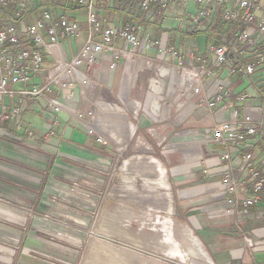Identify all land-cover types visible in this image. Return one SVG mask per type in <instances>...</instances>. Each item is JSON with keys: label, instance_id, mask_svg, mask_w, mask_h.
<instances>
[{"label": "built area", "instance_id": "obj_1", "mask_svg": "<svg viewBox=\"0 0 264 264\" xmlns=\"http://www.w3.org/2000/svg\"><path fill=\"white\" fill-rule=\"evenodd\" d=\"M110 1L0 0V136L14 141L26 138L21 132L22 115L23 105L30 98H45L57 124L65 106L60 98L48 94L55 90L57 96L65 97L64 103L74 104L76 91L83 95L82 90L93 83L90 73L103 53L110 54L114 69L122 56L146 59V52L158 45L148 32L140 37L138 21L110 23L100 19V3ZM124 1H138L145 12L154 3L167 9L174 0ZM178 2L197 6L195 21L210 19L217 14L216 6L222 5L224 26L237 28L234 40L220 36L216 43L206 46L204 54L192 53L187 64L177 49L169 48L171 63L156 65V80L150 87L158 91L162 77L174 67L179 73L178 97L183 100L190 93L199 96V106L208 110L211 119L210 142L222 148L217 157L224 169L214 174L223 179L220 198L232 205L222 210V215L234 213L240 222V216L247 214L248 208L263 204L264 197V0ZM76 13L85 17L87 33L66 59L61 43L82 35ZM186 103L179 102L176 109ZM5 122L13 128L4 127ZM212 173L210 168L202 169L204 176ZM245 242L247 248L253 246L249 238Z\"/></svg>", "mask_w": 264, "mask_h": 264}, {"label": "rangeland", "instance_id": "obj_2", "mask_svg": "<svg viewBox=\"0 0 264 264\" xmlns=\"http://www.w3.org/2000/svg\"><path fill=\"white\" fill-rule=\"evenodd\" d=\"M215 11L218 12L217 8ZM220 17L222 21L221 14ZM79 22L82 35L78 40L84 39L87 33L81 13ZM201 49L196 50L199 55L203 52ZM150 51L146 52V60H151L154 69L161 61L167 66L171 63L162 55L152 57ZM132 60L138 64L145 58ZM169 69L175 81L178 70ZM176 88L179 92L178 83ZM150 89L149 84L144 93L150 94L148 108L153 112L160 105L151 99L154 90ZM79 92L76 91L78 99L72 106L75 113L57 124L53 108L45 98H39L46 108L36 106L38 123L34 126V138L14 141L0 136V264H216L214 256L207 253L189 227L184 235L185 224L176 204H173L176 210L170 205L171 210L163 212L158 203V190L143 180L148 171L143 172L141 162L148 157L151 160L150 156L157 157L163 150L152 143V138L158 139V136L160 142L162 134L151 131L147 148L135 149L133 153L123 151L117 158L109 150L104 154L87 149L92 144L88 143L91 135H101L118 148L123 147L133 130L127 124L130 121L125 113L121 117V113L107 110L105 100L96 101L103 114L94 116L89 94L82 97ZM48 95L60 98L63 103L66 100L57 96L55 90ZM173 98L167 95L164 100L175 103L174 107L183 101ZM136 104L141 107L145 102ZM114 109L123 111V106L116 104ZM48 111L55 115H48ZM75 130L79 131V138L73 136ZM165 140L167 143L166 135ZM127 154L134 155L131 165L124 161ZM150 172L154 171L150 169ZM107 176L106 184H99L98 178ZM111 176L120 179L112 184ZM127 177L134 183L128 182ZM49 181L55 186L47 197L42 193ZM190 189L180 187L176 198L183 196L186 203H192Z\"/></svg>", "mask_w": 264, "mask_h": 264}, {"label": "crops", "instance_id": "obj_3", "mask_svg": "<svg viewBox=\"0 0 264 264\" xmlns=\"http://www.w3.org/2000/svg\"><path fill=\"white\" fill-rule=\"evenodd\" d=\"M100 5L102 6V10L99 12L100 19H105L110 23L138 21L136 19L141 17L138 22L141 23L140 30L143 35L148 32L150 35L155 36L157 38L155 40L158 42V45L149 54H152V57L162 55L169 58L168 49L174 48L180 52V58L184 64L191 60V52L195 51L193 53L196 54V50L202 48V54H204L206 46L218 40L220 36L227 37L228 41L234 40V32L237 29L234 27L231 30L230 27L221 24L218 27L214 25L215 20L222 12V5L216 7L218 12L214 19L200 21H195L194 13L197 6L193 2L184 5L178 0H174L167 9H163L158 15L153 9L141 13L138 9V3L134 1L125 4L119 0H111L109 3L105 4L103 2ZM76 14L79 18L80 13ZM206 33L210 34V39L207 38ZM83 40L76 39L62 42L60 46L63 49L64 57L69 59ZM145 60L137 64V62L133 63L132 59L122 56L117 66L112 69L110 67V54H102L99 60L100 63L90 73L93 83L88 89L84 88L82 90V97L89 94L91 104L94 105V116L103 114L96 101H107V110H115L117 113H121V117L126 115V119L130 121L127 124L131 126L133 131L124 146L120 148L106 137L107 143H104L103 139L105 140V138L103 136L95 137L91 135L92 138L89 137L88 143L91 141L92 144L87 146V149L97 150L104 154L105 151L109 150L117 158L120 152L131 151L133 153L135 149L147 148L149 145L148 139L150 136L152 137L151 131L154 130L156 133L162 134L163 138L160 142L158 141L160 136H158V139L152 138V143L156 148L163 150L157 157L150 156L151 160L148 157V160L141 163L144 164L143 172L148 171L146 175H143L145 177L143 180L144 182L149 181V187L158 190L157 195L160 199L158 203H160L163 212L170 211V205L176 204L179 217H183L181 222L185 224L184 235L187 234L186 227H189L200 243L202 242L204 248L208 251L207 253L214 256L216 264H264V197L263 204L248 208L247 214L240 216L243 221L239 222L234 213L222 215V210L230 209L232 205L227 199L220 198V189L224 187L223 179L214 173L221 172L224 169L223 163L217 157V153L222 148L210 142L211 131H209L208 124L211 119L210 116H207L208 110L199 106V96L194 93H190L186 96L187 98L183 99L187 103L179 109H176V106L174 107L175 103H168L164 100L167 95L174 97L173 99H176V101L179 98L176 88L177 78L174 81L169 69V75L162 77L160 84L157 86L158 91L154 90L152 94L151 99L160 105H158V110L153 113L150 107L148 108L150 94L147 95L144 91L147 85L149 86L150 83L154 82V79L156 80L154 78L156 74H154L155 69L151 60ZM128 61L131 76L125 83L123 82V73ZM117 68L119 73L115 80ZM148 71L151 72L150 76L147 74ZM210 80L214 81L213 78H210ZM130 99H134L131 101L134 102L133 107H128L125 104ZM143 101L145 104H142ZM136 103H141V107L137 106ZM116 104L122 105L123 111L118 112L114 109ZM39 105L46 106L43 100L41 101L39 98H30L23 105L22 122L24 127L21 132L24 135L26 133L30 134V136L25 135V137H35L33 134L36 130L34 126L38 123L35 111L38 109L36 106ZM63 105L65 110L60 112L59 119L66 120L71 113L67 108L69 105L67 106L64 103ZM70 106H74V104ZM30 109L32 111L28 113ZM47 114L52 115V117L55 115L51 111H48ZM2 125L9 129L13 128L11 123L5 122ZM79 134V131L75 130L73 136L78 137ZM165 135L168 137L167 143H165ZM87 138L85 135L84 139ZM126 156L125 163L131 165L130 160L132 157L135 159L134 155L127 154ZM117 161L118 159L115 160V163ZM204 168H210L213 173L209 177L204 176L202 174ZM150 169L154 172L151 173ZM98 179L99 184L104 185L108 180V176ZM110 179L113 184L116 179L119 180L120 178L111 176ZM127 181L133 182L128 177ZM41 185L44 187L43 184ZM54 186L55 183L49 181L48 186L43 189L45 191L42 195L48 197V193L52 194L50 189ZM183 186L188 189L191 188L192 203H186L183 196L179 197L177 195L176 198L177 189ZM173 210H176L174 206ZM168 227L167 225V229ZM245 238L251 240L253 244L251 248L246 247Z\"/></svg>", "mask_w": 264, "mask_h": 264}, {"label": "trees", "instance_id": "obj_4", "mask_svg": "<svg viewBox=\"0 0 264 264\" xmlns=\"http://www.w3.org/2000/svg\"><path fill=\"white\" fill-rule=\"evenodd\" d=\"M119 1H122V3H129V1L127 2V1H124V0H119ZM136 3H138V1H135ZM138 5H139V3H138ZM140 11H141V13L142 12H144V11H142L141 10V8L139 7L138 8ZM150 9H153V11L156 13V15H158V14H160V11H162L163 10V8H161L160 6H158L157 4H152L151 5V7H150ZM146 11H148V10H146ZM145 13V12H144ZM220 13V12H219ZM221 14V13H220ZM220 14H219V16H218V18L215 20V22H214V25L216 26V27H218L219 26V24H221V25H223L224 26V22H223V20L221 21V17H220ZM140 19H141V17H139ZM139 18H137L136 20H138L139 21ZM221 21V22H220ZM141 24V23H140ZM230 29L231 30H233L234 29V27H230ZM206 35H207V38L208 39H210V34L209 33H206ZM217 42V40L216 41H214L213 43H216Z\"/></svg>", "mask_w": 264, "mask_h": 264}, {"label": "bare ground", "instance_id": "obj_5", "mask_svg": "<svg viewBox=\"0 0 264 264\" xmlns=\"http://www.w3.org/2000/svg\"><path fill=\"white\" fill-rule=\"evenodd\" d=\"M131 65H132V64H131ZM164 72H165V71H164ZM123 75H124V77H123V80H124V81H123L122 79H121V80H122L123 82L126 83L127 80H129V79H130V76H131V75H130V69H129V61H128V63H127L126 66H125V71H124ZM122 81H121V82H122ZM125 85H126V84H125ZM122 90H123V89H122ZM133 103H134V102H133ZM133 103L131 102V100H129V102H125V104H126L128 107L132 106ZM67 106H68V105H67ZM67 108H68V110H70V113H71V114H74V113H75V109H73L72 106H68ZM75 115H77V114H75ZM77 117H78V115H77ZM85 124H86V123H85ZM94 125H95V124H94ZM90 126H91V125H90ZM90 126H89V127H90ZM98 128H99V127H98ZM96 130H97V129H96Z\"/></svg>", "mask_w": 264, "mask_h": 264}]
</instances>
